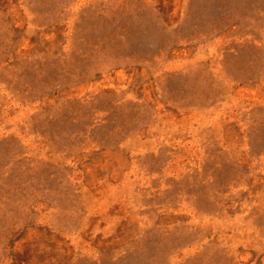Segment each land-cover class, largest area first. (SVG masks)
<instances>
[{"label":"rangeland","instance_id":"obj_1","mask_svg":"<svg viewBox=\"0 0 264 264\" xmlns=\"http://www.w3.org/2000/svg\"><path fill=\"white\" fill-rule=\"evenodd\" d=\"M0 264H264V0H0Z\"/></svg>","mask_w":264,"mask_h":264}]
</instances>
